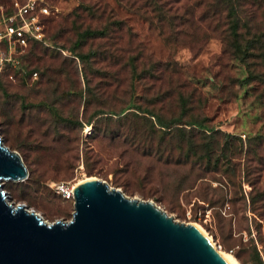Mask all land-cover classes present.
<instances>
[{"label": "rangeland", "instance_id": "1", "mask_svg": "<svg viewBox=\"0 0 264 264\" xmlns=\"http://www.w3.org/2000/svg\"><path fill=\"white\" fill-rule=\"evenodd\" d=\"M81 1L39 0L50 9L40 14L50 45H18L0 68V136L23 152L28 169L24 180H2L7 199L24 202L47 221L68 220L73 197L53 184L97 176L128 196L153 200L176 220L193 222L240 264H264V45L252 57L262 78L243 81L246 65L227 33H220L222 22L235 16L242 43L262 32L264 0H180L196 17L204 13L205 20L220 24L208 30L202 23L177 35L134 12L129 0H102L104 15L74 23ZM230 4L236 13L228 14ZM11 13L13 0H0V19ZM59 20L63 34L55 37L52 24ZM120 21L118 62L76 55L99 50V43L108 46L106 39H89L72 51L80 41L77 26L118 30ZM137 42L143 56L133 73L126 55L129 43ZM6 46L2 41L0 47ZM33 49L50 67L29 69ZM157 61L175 63L181 85L175 77L149 74ZM139 106L166 121L196 119L207 129L159 127Z\"/></svg>", "mask_w": 264, "mask_h": 264}, {"label": "water", "instance_id": "2", "mask_svg": "<svg viewBox=\"0 0 264 264\" xmlns=\"http://www.w3.org/2000/svg\"><path fill=\"white\" fill-rule=\"evenodd\" d=\"M20 153L0 136V264H236L193 222L94 176L73 186L68 220H45L7 198L2 180H24Z\"/></svg>", "mask_w": 264, "mask_h": 264}, {"label": "trees", "instance_id": "3", "mask_svg": "<svg viewBox=\"0 0 264 264\" xmlns=\"http://www.w3.org/2000/svg\"><path fill=\"white\" fill-rule=\"evenodd\" d=\"M130 7L132 10L139 15L143 16L144 18L150 20L151 22H155L161 30H164L168 28V33L170 35H177L181 34L183 32H186L189 27L192 26H199L204 25V27L208 30H214L217 28V26L220 24V22L213 23L211 20H205L204 17L206 15L204 13L198 14L197 17L195 16V11L193 9H189L188 7L182 8L181 5H178L177 3L180 2V0H129ZM233 4H230L228 14L236 13L237 11L233 7ZM75 16L73 17L74 23L77 21V17L80 19L85 20L89 15L91 16H98L101 17L104 15V13L107 11V5L102 0H82L78 7L74 10ZM110 15H114L112 10L108 12ZM219 12L213 10L212 14H218ZM227 22H222V27L220 28V33L223 34V36L227 33L226 37L228 39V44L230 45L233 53L236 57H238L240 60L244 62L247 68V77L243 81L247 80H253V79H261L262 78V72L257 70L256 68H253V62L255 59H253V56H256L254 54L255 48L258 45H264V42L262 40V36L264 35V30L259 33L253 32L251 37L246 38L245 42H241V34L242 32L239 30V27L241 26L239 23V19L235 16L232 19L226 18ZM120 25L117 26L119 28L118 30H109L107 26H103L102 28H91L89 26L85 27L82 30L78 29L77 26V36L80 41H77V44L74 45L71 49L72 51L76 50L75 46H78V44H83L84 42L89 41V39H106L110 42V44L106 45H100L98 44V48L95 49H89L85 53L83 52H77V56H80L81 58L89 57L90 53L91 55H97L99 59H104L108 61H114L118 62V56L115 55V52L120 53L122 51V48H120L117 45L118 37L121 34L122 24L121 21L119 22ZM56 28L53 31V35L55 37H62L63 30H62V23L61 20L55 21L54 24ZM246 25V31H249V24ZM165 26L167 28H165ZM121 27V28H120ZM165 28V29H164ZM128 32L130 33V36L133 37L135 34L129 27ZM37 43H41L34 39H29L28 44L35 45ZM138 46H140V43H129V46L127 48V63L130 65L132 72L137 73V63L138 60L141 59V51L138 50ZM34 47V46H33ZM141 49V48H140ZM39 51V50H38ZM30 53H33V56L27 60L28 65L30 66V70L35 68H48L49 66H46L47 64H42L40 62V58H42V55L36 54V50H30ZM43 54H48V50L41 49ZM35 56V57H34ZM48 57L51 59L57 58L55 54H48ZM43 65V66H42ZM154 67V68H153ZM149 67L147 69V72L151 75H156L157 79L162 80L163 78L167 77L170 80L175 77V81L181 85L180 82V76H179V68L175 63H172L170 61H157V63L153 66ZM185 81V79L183 78ZM5 88L0 83V93ZM4 92V91H3ZM180 101L182 102V106L186 105V99L181 96ZM139 111L148 113L150 116L152 115L155 118V123L159 127H170L173 124L176 123H185L187 125H192L199 129H204L206 126L203 125V123L199 122L196 119H190L181 121L180 117H172L168 121L164 120L157 112L154 110H151L149 108H137ZM182 127V126H179ZM207 129V128H206ZM210 130H213V128H210ZM213 149V148H211ZM211 149H209V155L213 157V154H211ZM19 150V148H18ZM19 152L24 155L21 150ZM25 159V157H24ZM218 161V159H216ZM217 164V163H216Z\"/></svg>", "mask_w": 264, "mask_h": 264}, {"label": "built area", "instance_id": "4", "mask_svg": "<svg viewBox=\"0 0 264 264\" xmlns=\"http://www.w3.org/2000/svg\"><path fill=\"white\" fill-rule=\"evenodd\" d=\"M49 12V7L39 0H13V13L0 19V44L2 41L7 43L6 47H0V68L4 61L11 59L16 46H26L29 39L50 45L40 19V14ZM53 185L64 196H71L65 182L58 181Z\"/></svg>", "mask_w": 264, "mask_h": 264}, {"label": "bare ground", "instance_id": "5", "mask_svg": "<svg viewBox=\"0 0 264 264\" xmlns=\"http://www.w3.org/2000/svg\"><path fill=\"white\" fill-rule=\"evenodd\" d=\"M86 179V178H85ZM75 184H73V185H69V187H68V190H69V192H70V195L73 197V186H74ZM7 199V198H6ZM196 225V224H195ZM197 226V225H196ZM198 227V229L205 235V236H207V238L209 239V240H211L210 238H209V236L208 235H206V233H205V231H203L199 226H197ZM212 241V240H211ZM218 251H220L219 249H218ZM221 252V251H220ZM226 256H228L232 261H234L236 264H240L238 261H237V259H235V257L233 256V255H230V254H226L225 252H223Z\"/></svg>", "mask_w": 264, "mask_h": 264}]
</instances>
